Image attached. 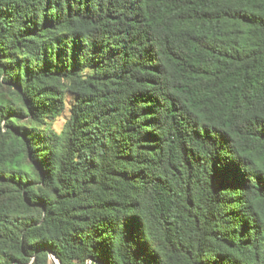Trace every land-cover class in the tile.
I'll return each mask as SVG.
<instances>
[{"label": "trees", "instance_id": "16d2710c", "mask_svg": "<svg viewBox=\"0 0 264 264\" xmlns=\"http://www.w3.org/2000/svg\"><path fill=\"white\" fill-rule=\"evenodd\" d=\"M51 256L264 264V0H0V264Z\"/></svg>", "mask_w": 264, "mask_h": 264}, {"label": "rangeland", "instance_id": "374dc122", "mask_svg": "<svg viewBox=\"0 0 264 264\" xmlns=\"http://www.w3.org/2000/svg\"><path fill=\"white\" fill-rule=\"evenodd\" d=\"M67 115H68V110H65L63 115H61V116H59V117H57L55 119V121L53 122V127H54L55 130L60 131L62 129ZM50 261H51L52 264L53 263L57 264V262H55L52 257H51Z\"/></svg>", "mask_w": 264, "mask_h": 264}, {"label": "bare ground", "instance_id": "6f19581e", "mask_svg": "<svg viewBox=\"0 0 264 264\" xmlns=\"http://www.w3.org/2000/svg\"><path fill=\"white\" fill-rule=\"evenodd\" d=\"M52 258H53V260H54L55 262L58 263V260H57L54 256H52Z\"/></svg>", "mask_w": 264, "mask_h": 264}, {"label": "water", "instance_id": "95a60500", "mask_svg": "<svg viewBox=\"0 0 264 264\" xmlns=\"http://www.w3.org/2000/svg\"><path fill=\"white\" fill-rule=\"evenodd\" d=\"M51 257H52V256H51ZM53 264H55V263H53ZM57 264H60V263H59V261H58V263H57Z\"/></svg>", "mask_w": 264, "mask_h": 264}]
</instances>
